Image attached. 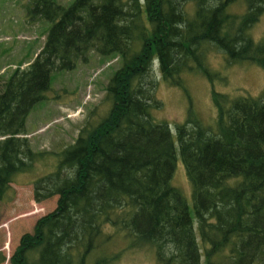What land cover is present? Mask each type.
<instances>
[{
    "label": "trees",
    "instance_id": "obj_1",
    "mask_svg": "<svg viewBox=\"0 0 264 264\" xmlns=\"http://www.w3.org/2000/svg\"><path fill=\"white\" fill-rule=\"evenodd\" d=\"M239 1L26 0L31 19L52 23L27 67L0 73V222L16 176L39 161L57 164L35 177V199L59 197L9 264H116L129 250L154 259L142 264H264V89L214 88L213 125L190 109L174 133L154 115L156 59L162 81L180 87L187 72L214 74L211 45L231 62L264 66V36L250 31L264 0H244L236 12ZM92 50L121 58L103 109L63 148L35 149L27 119L52 89V72ZM178 152L193 204L173 180ZM6 259L0 250V264Z\"/></svg>",
    "mask_w": 264,
    "mask_h": 264
},
{
    "label": "rangeland",
    "instance_id": "obj_2",
    "mask_svg": "<svg viewBox=\"0 0 264 264\" xmlns=\"http://www.w3.org/2000/svg\"><path fill=\"white\" fill-rule=\"evenodd\" d=\"M57 1L69 5L74 0ZM25 2L0 0V73L6 75L17 66H28L44 44L46 29L52 23L46 18L31 19ZM233 8L236 12H243L246 3L240 0ZM250 31L257 40L264 36V10ZM208 61L214 74L187 72L186 86L180 87L162 81L158 59L154 60V69L159 78L157 94L162 104L153 112L157 119L168 120L174 133L176 123L184 121L190 109L205 123L213 125L216 113L212 97L214 88L233 95L245 91L257 95L264 89V66L253 62H231L225 51L214 45L209 50ZM120 64L119 56L101 55L92 50L89 59L79 60L75 68L52 72V89L44 100L34 106L27 119V135L33 147L58 150L73 142L87 117L97 115L103 109L106 85ZM178 157L173 180L184 189L185 196L193 204L192 185L179 152ZM56 164V158L42 160L32 170L16 176L13 182L16 197L1 206L0 250L7 255L3 264H9L10 255L20 244L22 235L33 231L37 219L56 208L58 194L41 201L34 197L35 177L52 170ZM153 260L143 250H129L119 257L116 264H142Z\"/></svg>",
    "mask_w": 264,
    "mask_h": 264
}]
</instances>
